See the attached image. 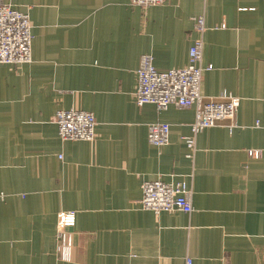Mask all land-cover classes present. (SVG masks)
I'll return each instance as SVG.
<instances>
[{"label": "crops", "instance_id": "1", "mask_svg": "<svg viewBox=\"0 0 264 264\" xmlns=\"http://www.w3.org/2000/svg\"><path fill=\"white\" fill-rule=\"evenodd\" d=\"M28 13L31 61L0 65V264H264V0H4ZM203 14L201 94L240 99L195 136V109L134 99L141 55L187 64ZM93 113L95 139L62 140L59 109ZM168 123V143L147 140ZM258 123V124H256ZM184 181L192 211L137 204L144 180ZM75 211L70 261L56 214Z\"/></svg>", "mask_w": 264, "mask_h": 264}, {"label": "built area", "instance_id": "2", "mask_svg": "<svg viewBox=\"0 0 264 264\" xmlns=\"http://www.w3.org/2000/svg\"><path fill=\"white\" fill-rule=\"evenodd\" d=\"M165 0H129L131 5L149 7L160 5ZM195 37L189 48L187 64L179 68L158 69L151 55L140 57L136 70L137 85L134 99L137 105L153 104L157 110H164L173 104L176 107L194 106V120L191 133L183 137L191 152L195 148V136L205 128L228 121L226 127L235 126V115L240 99L223 91L215 98L204 100L201 94V80L204 70L212 66L202 65L203 35L206 30L205 17L199 14L193 17ZM32 24L28 13L0 0V65H21L31 61ZM62 140L95 139V117L92 112L78 109H59L52 116ZM258 124V123H256ZM169 125L154 121L148 124L147 140L161 147L168 143ZM1 196V195H0ZM143 210L155 215L162 211H192L191 191L184 181L165 182L161 179L144 180L141 183V197L137 201ZM75 211L62 210L56 214L55 251L60 260L72 259L73 241L71 228L75 224ZM186 264L190 260L186 259Z\"/></svg>", "mask_w": 264, "mask_h": 264}]
</instances>
